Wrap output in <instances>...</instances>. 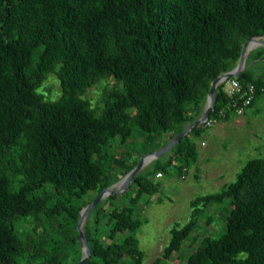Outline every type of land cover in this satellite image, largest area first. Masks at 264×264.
Listing matches in <instances>:
<instances>
[{"label":"trees","instance_id":"1","mask_svg":"<svg viewBox=\"0 0 264 264\" xmlns=\"http://www.w3.org/2000/svg\"><path fill=\"white\" fill-rule=\"evenodd\" d=\"M254 36H264V0H0V264H76L78 213L137 164L121 151L132 131L154 141L142 154L163 147L198 118L211 82ZM261 56L251 51L244 69L216 86L208 117L236 116L226 109L229 80L254 88L242 114L264 95V73L251 71ZM51 72L61 94L47 101L34 89ZM107 79L114 84L93 108L83 95ZM204 128L90 210L84 264H143L137 206L157 193L154 180L194 166ZM223 202V232L195 234L212 224L204 210ZM189 209L150 264L181 260L184 243L194 248L181 264H264V159H248Z\"/></svg>","mask_w":264,"mask_h":264},{"label":"rangeland","instance_id":"2","mask_svg":"<svg viewBox=\"0 0 264 264\" xmlns=\"http://www.w3.org/2000/svg\"><path fill=\"white\" fill-rule=\"evenodd\" d=\"M256 49H260L262 54L261 58L251 68L252 74L257 77L264 73V47ZM57 81L56 75L51 72L41 82V84H44L42 96L45 100L54 101L60 96L61 91ZM113 84L114 81L111 79L100 82L86 90L83 98L93 108L101 107L105 94ZM242 119L244 120L242 129L226 127L215 130L203 148L210 154V166L219 162L221 160L220 156L223 154L227 158L228 166H234L233 173L229 174V180L226 181V184L234 180L240 166L248 159H264V95L256 101L254 107L244 113ZM211 131L212 128L206 129L204 132L208 134ZM238 138L241 139V145L236 143ZM153 144L154 141L149 139L148 134L134 129L129 140L123 143L121 151H125V155H129L131 159L134 160L139 157V160L144 155L142 154L143 151H149ZM184 175L183 179L179 176L170 175L154 180L153 182H157L159 185L157 193L149 199V203L143 208L137 206L139 210L137 219L140 220L141 225L135 237L139 250L144 253L143 264H150L160 255L162 247L168 240L170 227L175 224L183 225L186 223L189 217V202L191 199L218 192L222 187L220 185H210L207 182L197 183L193 177L194 173L190 171ZM145 198V196H142L140 198L141 202ZM226 204L227 202H223L220 205L207 207L204 214L211 216L212 224L207 227L202 225L198 233L195 234L217 237L222 233L224 226L222 215ZM184 245V249L180 251L181 260L177 261L174 256V264H181L185 256L184 251H191L194 248V245H188V243H184Z\"/></svg>","mask_w":264,"mask_h":264},{"label":"water","instance_id":"3","mask_svg":"<svg viewBox=\"0 0 264 264\" xmlns=\"http://www.w3.org/2000/svg\"><path fill=\"white\" fill-rule=\"evenodd\" d=\"M258 47H264V36H254L241 45L239 58L235 66L228 72L222 73L217 76L210 84L207 92L204 105L201 113L197 119L188 124L181 132L171 138L163 147L158 150L144 154L140 157L137 164L125 174L119 181L110 185L107 188L102 189L86 206L80 209L77 217L75 231L77 233L78 244L80 247L81 257L76 264H84L89 257V249L83 235V224L86 216L90 210L101 200H104L110 195H120L125 191L132 178L140 172L146 162H151L163 154L167 153L183 136H185L193 127L203 125L207 120L209 113L213 109L214 104V92L217 85L225 82L229 78H235L243 69L247 55Z\"/></svg>","mask_w":264,"mask_h":264},{"label":"crops","instance_id":"4","mask_svg":"<svg viewBox=\"0 0 264 264\" xmlns=\"http://www.w3.org/2000/svg\"><path fill=\"white\" fill-rule=\"evenodd\" d=\"M260 97L261 96H259L256 101H258ZM256 101L253 103L252 107H254ZM251 108L247 109L245 112L249 111ZM244 113L241 116H230L226 117L222 121L217 122L215 125L210 127L212 128V131L208 134H205L204 131L210 128H204L202 133L195 139L197 159L194 166L187 169L185 173H187L188 171L193 172L194 180L197 183L207 182L210 185L223 186L226 184V181L229 180V174L233 173L234 166H228L225 154L220 156L221 160L219 162L210 166V154L206 152L203 148L207 140L212 136V134H214L215 130H221L226 127H231L238 130L242 129V124L244 123L242 116L244 115ZM236 143L238 145H241V139L238 138ZM151 162H146L142 170L148 169L150 167Z\"/></svg>","mask_w":264,"mask_h":264},{"label":"built area","instance_id":"5","mask_svg":"<svg viewBox=\"0 0 264 264\" xmlns=\"http://www.w3.org/2000/svg\"><path fill=\"white\" fill-rule=\"evenodd\" d=\"M261 91L264 92V90ZM228 94L230 96V102L229 106L226 109H231L236 116H239L242 114L243 109L248 106L250 101L252 100V97L254 95V88L250 84L245 87H241L237 80L232 79L228 81ZM223 117L224 112L220 110L216 115L208 117L202 126H205V128H210L211 126L219 122V119ZM154 177L160 178L161 174L157 172ZM183 178L184 175H181V179Z\"/></svg>","mask_w":264,"mask_h":264},{"label":"clouds","instance_id":"6","mask_svg":"<svg viewBox=\"0 0 264 264\" xmlns=\"http://www.w3.org/2000/svg\"><path fill=\"white\" fill-rule=\"evenodd\" d=\"M57 83H59V82L57 81ZM43 87H44V84H41V86L35 88L34 89V94L37 95V96H41L43 94L42 93Z\"/></svg>","mask_w":264,"mask_h":264}]
</instances>
